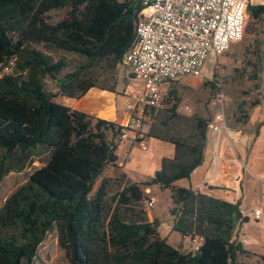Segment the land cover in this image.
I'll return each instance as SVG.
<instances>
[{"label":"trees","instance_id":"16d2710c","mask_svg":"<svg viewBox=\"0 0 264 264\" xmlns=\"http://www.w3.org/2000/svg\"><path fill=\"white\" fill-rule=\"evenodd\" d=\"M140 8V0H0V183L13 162L24 165L45 156L43 166L0 208V264H33L53 228L68 264H242L238 256L248 254L233 240L237 223L247 221L239 202L174 186L202 163L208 123L196 119L187 135L171 130L177 98L172 114L160 120L157 109L149 111L147 133L172 144L174 156L163 159L151 178L125 184L111 210L105 206L107 180L91 195L104 168L117 164L123 127L63 104L91 88L115 93V80L99 84V78L121 66L135 40ZM62 9L68 10L62 20H45ZM246 14L261 21L264 4H249ZM38 45L76 60L54 59ZM5 68L9 71L2 72ZM258 72L250 80L256 81ZM46 79L65 97L59 98L63 104L54 102ZM175 93L170 89L167 97ZM154 185L170 192L172 231L201 240L194 253L169 245L159 236L157 221L147 220L144 189Z\"/></svg>","mask_w":264,"mask_h":264},{"label":"rangeland","instance_id":"374dc122","mask_svg":"<svg viewBox=\"0 0 264 264\" xmlns=\"http://www.w3.org/2000/svg\"><path fill=\"white\" fill-rule=\"evenodd\" d=\"M251 3L252 5H262L264 0H251ZM67 11L65 9L51 11L44 18L48 23L55 24L67 16ZM35 47L45 53L47 52L54 59L64 57L76 60L73 56L54 52L42 45ZM256 72H258V79L256 81L250 80ZM201 73L202 75L198 78L188 77L162 84L160 90L161 105L157 110L153 111L157 115L158 120L172 114L170 110L175 103V98H177L179 103L174 114H172L175 118L170 123L171 130L187 135L196 119L209 121L216 114H222L223 116L222 131L224 127L229 128V131L232 132L240 129L242 123L239 120H246L245 117L253 113L255 108L264 105V18L259 22H253L246 16L242 41L232 44L220 56L210 51ZM113 80L116 81L113 95L115 94L117 107L123 108V113L126 116L124 103L127 100H133L135 95L144 93L143 83L135 77L131 78L129 70L122 66H117L113 74L108 75V77L101 76L99 84L110 83ZM212 84L214 88H212ZM255 84H258V90L254 88ZM45 87L54 94V101L61 102L59 98H65L63 95H59L60 91L57 90L55 83L51 80H45ZM170 89L176 91L175 96L167 97V92ZM218 92L223 95L221 103L214 100ZM100 94L99 99L95 101L89 100L88 102L83 101V103L80 102L78 105L87 111H89V108H86L88 106L96 107L94 112L112 120L114 117L112 94L107 91H101ZM254 102H258L255 107L252 106ZM108 103L109 106H107ZM260 104L262 105L259 106ZM242 105L244 110L240 111L238 107ZM148 114L149 112L145 114V120L143 121L147 133L150 126ZM95 118L99 117L95 116ZM111 120L107 121L113 122ZM219 136L220 134L216 135L217 138ZM44 162L45 156L39 155L27 159L21 167L12 164L11 171L4 175L0 183V208L13 192L26 183L29 175L34 170L43 166ZM128 182L130 181H126L124 185ZM123 186L114 182L108 183L105 206L109 210L115 206L112 198L120 192ZM96 189L97 184H94L91 195L94 194ZM146 189H144L145 195L155 199L154 208L146 212L147 220L149 222L154 221V219L157 221V232L161 238L165 237L169 245L182 252L194 253L200 245V240L193 244L189 237L182 236L179 232L171 230L174 218L170 214L172 204L169 190H158L155 193H150L145 191ZM261 257L263 256L250 251L247 255H239L238 262L242 264H264ZM33 264H68L63 251L58 246V235L55 228L46 234L44 240L38 246Z\"/></svg>","mask_w":264,"mask_h":264},{"label":"built area","instance_id":"2783aa9c","mask_svg":"<svg viewBox=\"0 0 264 264\" xmlns=\"http://www.w3.org/2000/svg\"><path fill=\"white\" fill-rule=\"evenodd\" d=\"M135 40L121 59V66L143 83L144 93L124 105L126 121L119 141L138 144L145 149V114L161 105V86L183 78H198L207 55L224 54L244 36L246 10L251 0H140ZM5 68L2 72H8ZM221 103L223 95L214 98ZM222 114L206 125L207 134L218 135ZM155 199L146 196L143 208L153 209ZM259 210L255 211L258 217ZM193 244L198 239L191 240Z\"/></svg>","mask_w":264,"mask_h":264},{"label":"crops","instance_id":"0c3cea01","mask_svg":"<svg viewBox=\"0 0 264 264\" xmlns=\"http://www.w3.org/2000/svg\"><path fill=\"white\" fill-rule=\"evenodd\" d=\"M101 91L103 90L91 88L77 99L66 98L68 102L63 105L81 111L76 105L83 101L99 99ZM111 94L114 107L113 119L115 118L111 121L122 126L126 116L123 108L117 107L115 94ZM86 108H89V111L81 112L98 117L94 112L96 107ZM245 119L239 120L242 126L234 130L235 132L224 127L219 133V138L207 134L202 163L188 179L179 180L174 186L190 189L228 203L239 202L241 214L247 218V221L237 223L233 240L241 243L247 252L251 251L264 257V105L255 108V111ZM142 141L145 149L131 142L119 143L116 150L117 164L104 168L94 182L97 188L104 180L122 186L126 181L143 182L160 169L163 159H171L174 156V146L168 142L148 136ZM13 164L23 166L20 160ZM158 190H160L158 186L154 185L145 191L155 193ZM256 210L260 211L258 217L255 216Z\"/></svg>","mask_w":264,"mask_h":264},{"label":"water","instance_id":"95a60500","mask_svg":"<svg viewBox=\"0 0 264 264\" xmlns=\"http://www.w3.org/2000/svg\"><path fill=\"white\" fill-rule=\"evenodd\" d=\"M55 103H59V104H62L61 102H58V101H54Z\"/></svg>","mask_w":264,"mask_h":264}]
</instances>
